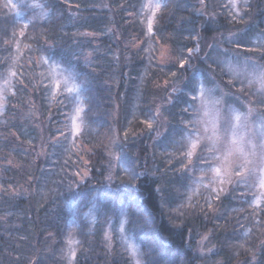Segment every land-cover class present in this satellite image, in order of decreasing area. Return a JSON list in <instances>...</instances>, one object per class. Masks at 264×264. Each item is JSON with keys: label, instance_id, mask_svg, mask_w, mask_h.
I'll return each instance as SVG.
<instances>
[{"label": "trees", "instance_id": "obj_1", "mask_svg": "<svg viewBox=\"0 0 264 264\" xmlns=\"http://www.w3.org/2000/svg\"><path fill=\"white\" fill-rule=\"evenodd\" d=\"M231 1L158 0L153 16L146 0H0V264H69L70 231L71 264H132L122 220L141 264H264V203L237 180L198 185L200 153L184 155L201 81L264 113L224 64L264 65V0Z\"/></svg>", "mask_w": 264, "mask_h": 264}, {"label": "snow or ice", "instance_id": "obj_2", "mask_svg": "<svg viewBox=\"0 0 264 264\" xmlns=\"http://www.w3.org/2000/svg\"><path fill=\"white\" fill-rule=\"evenodd\" d=\"M232 3L236 8L237 0H232ZM12 6L15 7V5ZM146 7L153 9L154 16L155 10H159L161 4L150 2ZM148 30L152 31L151 19L148 22ZM188 51L191 54L193 50L189 49ZM43 60L44 63H49L48 58L45 57ZM224 64L227 73L233 80L239 81L242 90L246 81L248 87L257 85L255 94L264 96V65H249L247 61L242 66L234 65L230 61H225ZM183 65L184 62L181 61V67ZM57 68H59V72L55 87L59 89L63 82L65 90L75 93L79 98L84 89L76 83L78 73L71 68L63 69L59 65H54V69ZM15 75V72H10V76ZM4 83L8 84L9 81L5 80ZM193 91L194 94L191 95L193 103L190 104V108L196 115L188 122L187 127L191 130L187 131L185 136L186 151L184 155L191 162L198 152L206 151V156L199 155L197 159L207 164V171L212 174L214 180L223 184L226 178L230 180L233 175L238 177V184L243 183L246 187L255 190L252 204L259 207L261 203H264V116L254 122L252 108L242 112L230 105L225 106L223 95H215L217 88H209L203 81ZM260 103L264 104V100ZM80 111L82 109L78 108L77 115ZM145 123L149 128L152 127L151 121H145ZM125 136H127V132ZM120 159L121 157H116L117 161ZM201 171L203 172L205 169H201ZM200 180L202 182L203 177ZM213 191L217 190L213 189ZM126 222V220H122L119 228L121 240L130 255L136 259L139 255V246L132 237L125 234L124 225ZM106 238L110 239V233H106ZM204 239L207 237L205 236ZM67 243L69 246L67 254L69 264H71L76 255L73 245L79 244V241L72 239L71 231ZM136 264H140L138 259Z\"/></svg>", "mask_w": 264, "mask_h": 264}, {"label": "rangeland", "instance_id": "obj_3", "mask_svg": "<svg viewBox=\"0 0 264 264\" xmlns=\"http://www.w3.org/2000/svg\"><path fill=\"white\" fill-rule=\"evenodd\" d=\"M7 1L9 3H12L13 2V0H7ZM150 2L154 4V3L158 2V0H146V5L149 4ZM32 3L35 4V2H32ZM231 5H233L232 1H231ZM150 11L153 12V9H150ZM192 50H193L192 53H196L197 54L200 51H202V48H201V46L199 44H196L195 47L192 48ZM158 56H159V61L160 62H164V60L166 61L167 59L170 58L169 57L168 50L165 47H160V49H159V55ZM249 70H251V69H249ZM3 90H4V84H3V82L0 81V111H1L2 106H3V100H2L3 99ZM215 95L216 96L223 95L225 106H229L230 105V106H232V107H234V108H236V109H238V110H240L242 112L243 111H247L249 108H251L249 106H246V103H244L243 101H239L243 105L242 106L243 108L240 107V106H237L236 104H234L235 102H233V103L232 102H227V96L228 95L225 94V93H223V92H220L219 94L218 93H215ZM252 109H253V121L254 122L257 121V120H259L262 116H264V113H262V111L259 110V108H252ZM78 117H79V114L77 115V111H76V113L74 115V118H75L74 121H76L75 122L76 124H77ZM159 117H160V115H159ZM160 120L162 122V126H164L165 125V118L163 116H161L160 117ZM162 126H161V131L163 130V127ZM200 155L206 156L207 155V152L204 151L203 153H200ZM201 165H202V167L200 168V170L201 169H205V171H203V172L200 171L199 172V178L203 177L202 182L200 181V183H198V185H200V186H202V185H206V186L209 185L210 187H214L215 188V187H219V186H221L223 184H226V183H228V184L229 183H232V182H234V181H236V180L239 179L238 177H236V176L233 175V176L230 177V180L228 178H226L225 179V182L223 184H221L218 180H214L212 174L207 171V167H208L207 164H205V163L202 162ZM85 173L86 172L84 170H82L83 176H84ZM248 189L250 191L252 190L255 193V190L254 189H251V188H248ZM128 253H129V251H128ZM130 257H131V260H132V264H136V260L137 259L139 260V262L141 264L140 251H139V255L136 257V259H134L131 255H130Z\"/></svg>", "mask_w": 264, "mask_h": 264}]
</instances>
